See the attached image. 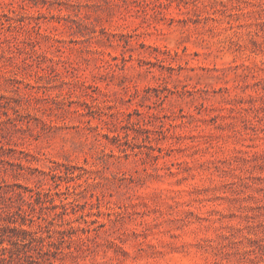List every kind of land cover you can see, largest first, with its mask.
Here are the masks:
<instances>
[{"label":"rangeland","instance_id":"374dc122","mask_svg":"<svg viewBox=\"0 0 264 264\" xmlns=\"http://www.w3.org/2000/svg\"><path fill=\"white\" fill-rule=\"evenodd\" d=\"M1 257L264 264V0H0Z\"/></svg>","mask_w":264,"mask_h":264},{"label":"trees","instance_id":"16d2710c","mask_svg":"<svg viewBox=\"0 0 264 264\" xmlns=\"http://www.w3.org/2000/svg\"><path fill=\"white\" fill-rule=\"evenodd\" d=\"M27 204H28L29 206H31L32 203H27ZM24 213H25V211H22L21 209H19L18 212H15L14 214L21 216V215H23ZM2 256H4V253H2ZM2 260H4V257H1V258H0V261H2Z\"/></svg>","mask_w":264,"mask_h":264}]
</instances>
